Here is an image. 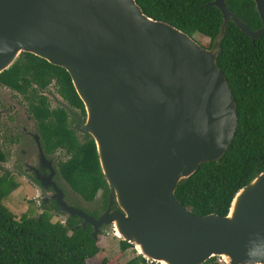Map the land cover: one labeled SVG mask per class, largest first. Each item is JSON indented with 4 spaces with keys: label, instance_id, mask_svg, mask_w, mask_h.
<instances>
[{
    "label": "water",
    "instance_id": "obj_1",
    "mask_svg": "<svg viewBox=\"0 0 264 264\" xmlns=\"http://www.w3.org/2000/svg\"><path fill=\"white\" fill-rule=\"evenodd\" d=\"M254 3L256 31L225 0L210 2L223 21L204 48L145 16L135 0H0V73L30 53L69 74L110 197L102 215L88 213L58 176L57 184L49 182V199L42 184L40 203L51 201L65 222L81 219L77 227L89 225L94 239L98 227L113 224L114 235L148 262L219 257L225 264H264V172L234 195L225 216H195L174 194L234 138L235 103L216 59L228 22L252 41L264 34V0Z\"/></svg>",
    "mask_w": 264,
    "mask_h": 264
},
{
    "label": "trees",
    "instance_id": "obj_2",
    "mask_svg": "<svg viewBox=\"0 0 264 264\" xmlns=\"http://www.w3.org/2000/svg\"><path fill=\"white\" fill-rule=\"evenodd\" d=\"M142 13L154 21L165 22L189 37L209 39L207 48L218 35L221 12L207 6L213 0H135ZM225 6L248 29L256 31L261 21L254 0H225ZM25 65L40 72L48 69L62 76L66 89L74 92L69 74L30 53H21ZM216 64L225 77L235 103L237 126L225 154L214 162L201 163L187 179L178 183L175 197L198 217L225 216L234 195L264 172V34L251 40L228 22ZM16 64L0 75L10 79ZM79 104L82 102L79 99ZM60 176L84 201H93L98 191L109 193L101 174L92 140L60 164ZM17 182L0 175V264H87L100 248L91 236L92 228L77 227L78 218L65 223L52 221L44 211L35 217L16 219L2 201L17 188ZM131 244L120 242L125 251ZM99 264H109L102 260ZM123 264H156L137 255ZM203 264H222L218 257Z\"/></svg>",
    "mask_w": 264,
    "mask_h": 264
},
{
    "label": "flooded vegetation",
    "instance_id": "obj_3",
    "mask_svg": "<svg viewBox=\"0 0 264 264\" xmlns=\"http://www.w3.org/2000/svg\"><path fill=\"white\" fill-rule=\"evenodd\" d=\"M24 61L20 54L14 62L18 71L9 80L0 75V175L21 179L38 191L42 184H57L60 164L92 138L84 133L86 112L72 80L74 92L66 89L58 70L41 73ZM49 187L45 199L52 195ZM100 197L99 208L91 212L96 216L108 208V193L102 190ZM41 208V213L54 209L50 201H41ZM115 209L113 202L110 210Z\"/></svg>",
    "mask_w": 264,
    "mask_h": 264
},
{
    "label": "rangeland",
    "instance_id": "obj_4",
    "mask_svg": "<svg viewBox=\"0 0 264 264\" xmlns=\"http://www.w3.org/2000/svg\"><path fill=\"white\" fill-rule=\"evenodd\" d=\"M193 39L204 48H207L209 44V39L203 38L199 35H195ZM17 185V188L3 199V205L14 215L16 219H19L23 215L28 217L37 216L42 212L41 210L44 209L41 208L40 199L42 196L40 190H35L31 185L27 184L21 179L17 180ZM68 190L79 198V200L83 203V208L86 212L91 213L93 210L99 208L101 192L98 193L93 202L86 203L83 199H81V197L73 193L69 188ZM67 196L70 201H75L72 195L68 194ZM50 214H52V221H60L61 223L65 222V215L60 213L58 214L56 212H50ZM113 229L114 227L111 223L98 227L96 239L100 251L95 257L89 259L87 264H99L102 260H106L109 264H123L131 258L139 255L138 251L132 244L131 247L125 251H122L120 248V242H123V240L114 235ZM220 259L222 261L221 263L225 264L222 258Z\"/></svg>",
    "mask_w": 264,
    "mask_h": 264
},
{
    "label": "bare ground",
    "instance_id": "obj_5",
    "mask_svg": "<svg viewBox=\"0 0 264 264\" xmlns=\"http://www.w3.org/2000/svg\"><path fill=\"white\" fill-rule=\"evenodd\" d=\"M161 261L165 264H168V261H166L165 259H162Z\"/></svg>",
    "mask_w": 264,
    "mask_h": 264
},
{
    "label": "built area",
    "instance_id": "obj_6",
    "mask_svg": "<svg viewBox=\"0 0 264 264\" xmlns=\"http://www.w3.org/2000/svg\"><path fill=\"white\" fill-rule=\"evenodd\" d=\"M218 262H219V263H221V262H222L220 258H218Z\"/></svg>",
    "mask_w": 264,
    "mask_h": 264
}]
</instances>
